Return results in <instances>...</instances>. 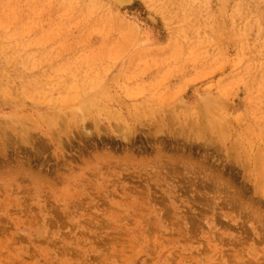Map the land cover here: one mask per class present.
<instances>
[{
  "label": "rangeland",
  "instance_id": "374dc122",
  "mask_svg": "<svg viewBox=\"0 0 264 264\" xmlns=\"http://www.w3.org/2000/svg\"><path fill=\"white\" fill-rule=\"evenodd\" d=\"M0 264H264V0H0Z\"/></svg>",
  "mask_w": 264,
  "mask_h": 264
}]
</instances>
